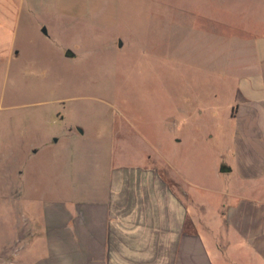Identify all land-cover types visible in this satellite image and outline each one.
I'll list each match as a JSON object with an SVG mask.
<instances>
[{
  "label": "rangeland",
  "instance_id": "rangeland-1",
  "mask_svg": "<svg viewBox=\"0 0 264 264\" xmlns=\"http://www.w3.org/2000/svg\"><path fill=\"white\" fill-rule=\"evenodd\" d=\"M20 2L19 56L0 62V252L19 203L110 183L133 200L164 187L205 226L226 210L238 174L216 170L238 87L264 68V0Z\"/></svg>",
  "mask_w": 264,
  "mask_h": 264
},
{
  "label": "crops",
  "instance_id": "crops-1",
  "mask_svg": "<svg viewBox=\"0 0 264 264\" xmlns=\"http://www.w3.org/2000/svg\"><path fill=\"white\" fill-rule=\"evenodd\" d=\"M20 9V0H0V62L19 56ZM238 94L230 111L238 132L225 143L216 174H238L239 186L227 190L234 201L206 226L164 187L133 200L110 183L85 199L46 200L31 210L19 203L15 243L0 252V264H264L263 66L245 76Z\"/></svg>",
  "mask_w": 264,
  "mask_h": 264
},
{
  "label": "water",
  "instance_id": "water-1",
  "mask_svg": "<svg viewBox=\"0 0 264 264\" xmlns=\"http://www.w3.org/2000/svg\"><path fill=\"white\" fill-rule=\"evenodd\" d=\"M43 31L46 32L47 29H46L45 27H43ZM77 128H78V130H79L80 132H83V128H82L81 126H78ZM56 141H57V138H56ZM229 169H230V168H229L228 166H226V165H222V166H221V170H222V171H226V170H229Z\"/></svg>",
  "mask_w": 264,
  "mask_h": 264
}]
</instances>
